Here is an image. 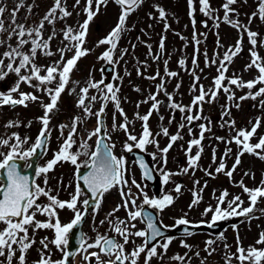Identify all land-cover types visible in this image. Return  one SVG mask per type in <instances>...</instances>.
Segmentation results:
<instances>
[{
    "label": "snow or ice",
    "instance_id": "obj_1",
    "mask_svg": "<svg viewBox=\"0 0 264 264\" xmlns=\"http://www.w3.org/2000/svg\"><path fill=\"white\" fill-rule=\"evenodd\" d=\"M114 2L121 8L118 22L107 36L100 39L97 43V47L101 45L109 46L101 56L98 57V59L106 61L109 64H116L119 62L114 59V52L118 48V43L123 33L130 30L127 27V19L144 3V0H114ZM80 3L81 0H75L73 7L78 6ZM107 3L108 0H86L83 9L86 18L82 23H79L76 28L67 25L60 30L63 35V40L61 41L63 46L57 48L55 52L51 50V41L55 39L57 35L55 24L57 21H63L65 18L72 15V12L65 6V0H53V6L45 13L39 22L34 25L17 23V15L19 11L25 7L24 0H18L10 12H8L6 6H0V37L7 34L6 38H0V47L7 46V50L0 54V81L5 80L10 74H15L17 77L14 85L10 89L7 91H0V108L5 106H23L26 108L29 102H33L39 103L43 109V115L37 118L42 127L40 128L34 143L29 145L30 137H22L17 132H13L10 135L0 136V148L7 149V151H0V169L6 170V178L0 181V223L5 225L0 229V257H5L7 264H13V258L16 256L17 251L19 252V264H26V254L36 242L34 235H29L30 228L33 233L40 229H51L54 231V238L51 241H48L47 237L41 239L40 244L44 251L41 252L40 259L36 264H69V258L75 257L78 254L77 252L66 250L69 245V235L73 234V229L81 224L82 220L87 215V208L90 205V201L93 214H95L99 210L105 194L114 188L119 190L122 203L117 204L116 207L107 214L105 219L100 221L101 225L107 223L109 231L114 233V235L110 236L108 232H105L104 234L97 232L94 241L89 243L88 238L84 234H81L79 237V248L85 264H91L93 258L95 264H138L142 254H144L143 264H150V261L153 258H162V255L166 254L172 238H165L163 243L153 242L157 241L158 238L164 237V233L161 229L169 226L163 225L162 222L160 226H158L154 222L155 218L152 213L144 210V205L162 212L174 202V197L171 194H165L160 198H150L141 188V184L137 183L135 179L131 180V185L135 186L138 190V194L132 192V188L129 186V181L125 178V173L127 171L125 167L126 161L123 157H117L114 154L113 149L115 148V143L111 142V136L101 120L105 105L108 101L114 103L121 117H123V122L117 124L115 122V115L113 116L112 131L123 130L127 135V141L133 142L128 143L126 141L124 144L125 149L128 152H131L134 146L135 148L143 150L146 145L154 144L161 153L162 166H166L167 153L173 147L175 142L183 139L181 130L186 126L184 121L189 125L188 132L189 135H191L192 128L190 125L195 121L206 120L207 124H199V138H192L188 141L186 151V155L188 156V167L181 170L182 173L187 174L189 169L197 167L198 161L203 153L202 141L205 138V133L211 131V119L202 115L203 104L205 102H214L221 90L227 94V99L229 101H235L237 99L232 89L225 86L224 81L227 80L228 85L250 90L246 95L240 96L238 98L239 101L247 99L256 100L258 97H264V87H259L255 92L251 91L257 84H264V58H261L255 50L259 34L255 31H251L248 25L242 24L238 18L231 19V16L238 15L236 10L232 7L237 3V0H225L221 6L224 11L222 21L235 28L238 32L247 34L248 41L252 45L250 50L252 60L251 63L245 66V71L255 67L258 70L259 75L248 81H244L239 76L235 75H233L232 78L226 76L228 66L233 62V58L242 51L243 35L237 39L234 47L229 46L227 50L223 52L222 57L219 52H215L213 57L209 59L208 54L205 51V66L208 67L217 63L219 65L217 67L218 74L213 78V87L205 89L203 85H200L199 94L194 96L190 105L185 106L177 103L172 94L166 91L165 82L162 79L161 83L157 85L156 93L150 94L145 101L141 102H152L151 108L148 110L147 114L141 116L138 112L136 113V118L144 122L142 133L139 137L132 135L129 132L131 122L128 121L126 114L120 107V100L117 95L119 92L118 87L114 86L112 83L105 84L103 79L100 81H94L91 78V72L89 73V78L83 87H80V81L72 79V73L76 69L78 61L91 51L84 47L86 37L89 33L90 23L99 14L101 7L106 6ZM187 3L189 9L188 14L190 18H192L194 28L193 40L197 45L192 57V64L198 67L196 54L199 53L198 46L201 41L196 38L197 34L195 32L196 0H187ZM198 3L199 12L209 19H212L215 23V27L218 28L221 18L218 15H215L217 10L212 8L210 0H198ZM93 5H95V10H93ZM27 10L29 16L25 17L26 21L32 14L33 6L28 5ZM157 11L159 18L161 20H166V10L163 7L157 6ZM6 12H8L9 16L7 27L5 26L4 18ZM257 16L264 21V0H258L257 10L253 12L248 19L249 25ZM149 17L153 18L151 13L149 14ZM46 23L53 27L51 34L48 35L47 38H44ZM203 23L204 27L207 28V21H204ZM168 28L169 25L165 23V30ZM13 37L16 38L15 46L9 43ZM164 39V37L161 38L159 45L161 52H163L164 49ZM181 39H184V37H181ZM65 41H67V43H65ZM261 43L264 44V42ZM26 45H30V48L27 50H25ZM217 45L218 47H221L219 39H217ZM132 47L135 48V45ZM147 47L149 48V54H151V45H147ZM69 52H72L73 55H71L70 58H66V54ZM126 52L127 49L122 50L121 59ZM38 53L45 57H52L58 53L60 59L53 61L48 65H39L36 63ZM157 58H159V56ZM5 61H7V63ZM164 63L165 73L168 77H176L179 75L177 72L167 70L168 61H165ZM178 64L181 68H185V58L179 59ZM196 67L190 72L193 77V84L190 90L193 92L196 91L197 83L200 80V76L196 75ZM200 71L202 72L203 70L201 69ZM139 74L138 70V75ZM159 75L160 73L157 72L155 76L147 78L155 80ZM116 78L121 79L120 77ZM21 84L27 85L34 91H21ZM70 84H72L73 87L69 88ZM102 85L103 87H101ZM77 87H79V93H76ZM176 87L179 89L180 84H177ZM93 89L97 90L98 95H89L90 90ZM134 90L140 91L139 88ZM66 91L69 95H78L76 107L82 109L83 117L74 116L72 118L71 126L67 124L59 126L63 142L60 144L59 150L53 154L51 160H48L46 164L42 166H36L35 175L37 177L43 176L44 185L47 186L48 173L53 171L57 164L61 162H70L72 165L76 166L77 179L83 181L84 186H86L88 192L91 194L90 199L82 200V205L85 208L84 212L78 208V204L81 203V197L84 195L80 183L76 184L75 192L71 194L69 200H60L58 195L51 194V189L42 187L34 180H30L28 175L21 174V171L19 170L21 166L18 164V161H24L26 162L25 166L31 168L33 165L27 162L37 155L38 150H40V154L47 151L49 138L51 136V129L49 126L52 118L58 114L59 102L62 94ZM37 93H39V95ZM160 93H164L167 97L168 107L170 109L180 113H187L182 117V122L178 125V130L175 134L170 135L167 127H161L160 131L155 134V136L162 134L169 138V143L163 148H159V144L154 138V134L148 127V121L151 115L153 112H159L160 105L164 103L157 99V96ZM13 94L16 95L14 96ZM43 96L48 97L47 103L42 99ZM98 98L104 103L99 111L93 112L92 105L98 100ZM259 103L260 107L264 108V99H261ZM232 106L233 105H226L223 107L222 118L229 117V119L224 120L221 127L235 128L236 121L231 119ZM234 106L238 109L240 104L235 103ZM138 107L139 103L137 104V108ZM194 108L199 109V111L194 113ZM92 115H95L97 118V126L94 130L87 133L86 138H80L78 149L73 151L74 145H77L76 137L79 136L78 126L83 123L85 118L91 117ZM173 119H175L174 116L168 121V123L171 124ZM160 120L163 121L164 117L161 116ZM31 124L32 121L27 122L28 127H31ZM20 126L21 124L18 120H9L4 125L6 128ZM260 126L261 118L257 117L250 130L236 129V135L226 141V143H235L237 145L238 151L235 155L234 163L230 169L225 171L227 168L225 158L232 152L230 147L226 148L224 155L220 158V162L215 169L216 173H224L231 178L233 173L241 165V158L246 153L255 155L257 158L264 160V136H260L258 142L255 144L250 142ZM65 129H68L66 137L64 136ZM102 130L103 135H101ZM93 137H97L96 147L95 150H90L91 145L89 144V141ZM216 139L224 141L223 137H216ZM26 145L29 146L25 148ZM193 147H196L197 149L195 155L191 154ZM81 156L87 157V160L83 162V165L78 163ZM155 158V154H153V159ZM213 162H216L215 148H213ZM82 166L90 169L84 175H80L79 173V169ZM139 167L143 170L142 175L144 179H153L152 173L154 169L150 168L148 164L144 162L143 158H140L139 160ZM160 171L164 183H168L170 177L175 174L164 171L163 167ZM206 175H211V173L206 172ZM244 175L252 176L254 179L253 173L245 172ZM194 184H199V181H194ZM181 187L182 185L177 184L175 192L179 193ZM239 187L242 189L243 193L248 196L247 207L243 206L245 201L241 199L240 195H236L232 197L231 200H228L229 192L224 190L218 197H216L217 203L215 207L213 208L210 205L204 211L203 215L212 213L211 221H201L200 223H207V226L212 228L217 222L232 217H241L249 221L258 218L252 215L257 210L260 211L261 214H264V208L258 207L261 200L264 199V179H262L260 185L255 188L247 187L243 180H241L239 182ZM202 192V188L199 189V191L193 190V200L189 205V208L200 203ZM141 195L143 196V201L142 204H138L137 201ZM41 197H47L48 203L46 205L38 203ZM224 205L227 206L224 207ZM65 208L71 210L74 213V216L70 222L62 224L58 217L57 209L63 210ZM121 208L126 210V219H120L116 216V213H118ZM37 214L44 215L48 219L43 222L38 221L35 219ZM138 220L146 221V227L144 229L133 231V229H136V223L134 222ZM189 224L190 221L186 218L185 214L184 217L175 221L173 227ZM196 226L198 227L199 225ZM237 227V225H233L234 229ZM184 233L186 235L192 234L187 227L184 228ZM133 236L143 238V242L136 245L130 252L126 251V245L132 242L130 237ZM117 237L121 238L123 242H120ZM217 239L223 240V233H220L217 236ZM49 243L62 252L61 259H51ZM214 243L215 240H207L206 245L208 247H206L205 251H209V248H211V245ZM150 244L151 246L149 247ZM256 244L264 245V232L260 233ZM182 247L190 249V246L183 242ZM158 248L162 249L163 253L158 252ZM225 248H228L227 244H225ZM90 249H98V251H89ZM214 251L215 249H211L209 255ZM44 252H47L48 255L46 256ZM186 255L187 254L181 256L176 254L171 259L183 262L185 261ZM196 255L199 256V252H197ZM104 257H107V259H104ZM233 257H235L240 264H264V247L258 248L256 246H249L245 249L241 246L240 238L237 234V251L232 255H226V264H231ZM201 264H204V262L202 261Z\"/></svg>",
    "mask_w": 264,
    "mask_h": 264
},
{
    "label": "rangeland",
    "instance_id": "obj_2",
    "mask_svg": "<svg viewBox=\"0 0 264 264\" xmlns=\"http://www.w3.org/2000/svg\"><path fill=\"white\" fill-rule=\"evenodd\" d=\"M2 6H6L8 9V12L12 10L14 7L15 3L18 2V0H0ZM225 2V0H210V4L213 9H216L217 12L215 15L219 14L223 17L224 16V11L222 9V4ZM75 3V0H65V6L69 11L72 12V15L70 17L65 18L63 21H58L55 24V28L57 30V35L56 38L51 41V50L53 52L56 51L57 48L62 47L63 45L61 44V41L63 40V35L62 32L60 31L63 29L65 26L70 25L73 28H76L78 26L80 18L78 16L83 15V8L82 5L79 4L76 7H73ZM25 7L22 8L18 15H17V23H27L29 25H34L39 22V20L45 15V13L53 6V2L51 0H24ZM32 5L33 6V11L30 16V18L26 21L25 17L29 16L27 6ZM257 5H258V0H237V3L233 5L232 7H238V11H242L241 14H245L246 16L252 15L253 12L257 10ZM108 8L111 6V2L109 1L107 3ZM157 6L163 7L166 12H167V17L166 20H161L159 18V14L157 11ZM196 12H195V19L197 17V14L199 13V3L198 0H196ZM8 12L5 13V26L7 27L8 22H9V16ZM103 12L104 10H101L99 13L100 15L96 16V19L98 23L101 25H104L106 29L109 27H113L114 23L116 22V16L114 18L104 16L103 17ZM118 9L115 11H110L108 14H117ZM189 9H188V3L187 0H144V3L136 10L134 11L127 19V26H135L133 28L136 29L134 32H125V38L128 39L127 41L123 40V45L120 44V40L118 43V48L114 52V59L118 60L119 62L116 63L115 65L117 66V71L121 72L120 67L123 65L122 61L126 59L127 65H129V61L132 59L138 60L139 64L144 61L145 64L152 65L150 69L142 68L140 71V76L139 78V89L140 91L135 92H128V88L124 87V81L122 88L121 87V79L115 78L112 81V84L116 87L119 88V92L117 93L119 100H120V107L123 109L124 113L127 116L128 121H130V126H129V132L132 135H136L137 137L140 136L143 130V121L139 120L136 118V113L138 112L141 116L144 114H147L148 111H144L145 107L151 104L149 101L147 103H141L142 101H145L148 98V94H154L155 91V83L154 82H160V79L157 77L155 80L148 79L147 77H151L155 75V70H156V65H157V59L155 58L156 51L158 48V44L161 40L162 37H164V58H168L172 67L175 68L174 70L178 69V60L180 58H185L186 60V65L188 66L186 69H184L185 75H181L179 77L176 76L172 80H170L171 84V90L172 92L176 95L174 97L175 101L177 103H180L182 105H190L193 99H190L191 94L193 93V96H196V93L199 92V86L203 85L205 89H209L213 87V78L217 76V67L219 66L218 63L215 65H210L208 67L205 66V51L208 54L209 59H211L214 55L215 52H219L220 56L222 57L223 52L227 50L229 46H235L236 44V39L235 36H239V32L237 31L235 35L230 33L232 27L227 25L226 23H222L221 27L218 30H214L215 26L214 24H208L210 28L206 29L205 33H201L203 35L201 36V43L199 45H203L202 49L200 50V61L198 63V67H196V73L200 76L199 82L203 81L202 83H197L196 86V91H191V87L193 84V77L190 74L191 70L193 69V64H192V57L195 53V49L197 45L195 44L193 40V31L191 30L189 22L192 21V18H190L189 14ZM120 13V12H119ZM151 13V16L153 18L149 17V14ZM237 13V10H236ZM59 14V13H58ZM78 18V19H77ZM95 19V20H96ZM208 20V17H206ZM76 20H78V23H75ZM95 20L92 22L91 28L89 27V33L87 35V41L84 44V47L86 49L91 50L89 54L86 56L82 57L77 64L76 69L72 73V79L73 80H78L80 81V87H83L85 85V82L89 78V73L91 72V75L93 76V79L95 78L94 81H100L103 77L101 73V67L104 64L103 60L98 59V57L101 56V54L106 50L108 45H101L97 47L96 42H98L101 39L103 32H98L97 33V28L93 24H97ZM108 22L107 24L103 23V21ZM260 18L257 16L252 20L253 23L258 24L256 25L255 32H257L259 35L257 37V46L255 48L256 52L261 58H264V44L261 42H264V21L261 20L260 24ZM153 23V25H151ZM165 23L169 25V28L165 30ZM52 25H48L47 23L45 24V29H44V38H47L48 35L51 34L52 32ZM201 27V23L195 24V32L198 34V29ZM139 28V30H137ZM145 28V29H144ZM149 30V31H148ZM233 30V29H232ZM219 31L220 35H222L223 40L220 41L221 47H218L217 45V34ZM228 31V37H225L226 32ZM138 32V33H137ZM137 33V34H136ZM7 34H4L0 38H6ZM196 36L197 39L200 40ZM181 37H184V39H181ZM244 38V37H243ZM144 39L148 40L147 45H151V54H149V48L147 45L145 46V53L143 57H146L145 59L141 60L139 56H136V51L138 49V45L135 43L141 44V47L144 46L145 41ZM245 39V38H244ZM246 40V39H245ZM92 41V42H91ZM248 42V39L246 40V43ZM67 43V41H65ZM134 43V44H132ZM190 46H189V44ZM135 45V48L132 46ZM191 47L193 48V51L191 52ZM249 47L252 48V45L249 44ZM248 45L244 44L242 42V51L233 58V62L229 65L230 69H228V72L226 73V76L228 78H232L233 75L239 76L242 80L248 81L256 78L259 73L258 70L255 67H252L245 71V66L251 63L252 57L250 55V50H249ZM30 45L25 46V50L29 49ZM173 48V50H170ZM127 49V52L123 55V58L121 59L119 56V51L120 50ZM5 50H7V46L0 47V54H2ZM130 54V55H129ZM172 55L170 57L169 55ZM71 55H73L72 52H69L66 54V58H70ZM197 55V54H196ZM130 56V58H129ZM136 56V57H135ZM170 57V58H169ZM151 58V61H150ZM60 56L57 53L56 55L52 57H45L42 54L38 53L36 63L39 65H48L52 63L53 61L59 60ZM164 59V60H165ZM7 63V61H5ZM202 68V72L200 71V65ZM98 69V72H97ZM183 70V69H182ZM154 71V72H153ZM144 72L147 74L145 75ZM201 72V73H200ZM23 74V73H22ZM120 77V75L118 76ZM10 80L13 81V84L15 83L17 77L15 74H10L9 77ZM226 81V82H225ZM224 81L225 86H228L232 89V91L235 93L236 100L235 101H229L227 99V94H225L222 90L219 92V95L217 99L212 102V103H207L205 102L203 104V111L202 115L204 117H208L211 119V134L215 132V130H219L223 133H228L229 132V127H221V124L225 119H222V122L220 125L216 124L215 120L212 119V114L215 112H220L223 111V107L226 105H233L231 107V119L236 121L235 128L236 129H244L245 125L248 122H251V117L255 118L257 117V114H261V126L257 130L258 136H264V108L260 107V100L264 99V97H258L256 100L252 99H247L244 101H239L240 96L246 95L250 90L247 88H237L236 86L228 85L227 80ZM126 83V81H125ZM177 84H180L179 89H177ZM149 85V89H147V86ZM73 87L72 84L69 85V88ZM103 87V85L101 86ZM261 87V84H257L255 88H253L251 91L255 92ZM262 87H264V84H262ZM21 88L23 90L27 91H34L32 88L28 87L25 84H21ZM151 90V91H150ZM76 93H79V87L76 88ZM148 93V94H147ZM39 95V93H37ZM89 95H98L97 90H90ZM164 99H159L163 101L164 103L160 105L161 109L159 112H153L151 115L149 121H148V127L150 131L155 135L157 130L161 127L156 126L154 123L156 122H162L163 125L168 124V121L166 119L169 118V114L165 115L166 110H171L168 107V100L167 97L164 94L158 95ZM42 99L44 100L45 103L48 102V97L43 96ZM78 100V95L73 94L69 95L68 92L66 91L65 93L62 94L61 100L59 102V112L60 116H54L51 120L50 125L54 127V140H55V145L60 146V144L63 142L61 138V132L59 126L62 124H67L71 126L72 123V118L74 116H82L83 117V111L82 109L76 107ZM101 102L98 98V100L92 105L93 107V112L99 111L101 107ZM87 103V101H86ZM139 103V107L137 108V104ZM239 103L240 107L237 109L234 104ZM143 105V106H142ZM198 111L196 108L193 109V112L195 113ZM173 112V111H172ZM180 113V112H179ZM106 114H107V120L109 124V129L108 133L111 136V142L115 143V151L118 157H123L126 161V173H125V178L129 181V186L132 188L133 193L138 194V190L135 188V186L131 185V180L135 179L137 183L141 184V188L143 189L144 192L148 194L150 197V192L146 186H144L138 176V171L135 166V164L130 160V158L127 157V150L124 147L125 142L127 141V135L123 130H118L113 132L112 131V125H113V116L115 115V122L117 124L123 122V117H121L119 111L116 109L115 105L113 102L110 101V105L106 109ZM187 113H180L178 117V122L182 121V117L186 115ZM39 115H43V109L41 108L39 103H33L29 102L28 106L25 108L23 106H6L0 110V136H5V135H10L13 132H19V127H14V128H6L4 125L7 123L9 120H18L20 124L23 122H28L32 121L31 127H28V130L24 128L23 132L30 136L32 133L31 139L29 140L30 142L33 140L34 136L36 133H38V128L40 125L38 121ZM163 116L164 120L161 121L160 117ZM54 119L57 122H54ZM229 117H226V120H228ZM186 121H184L185 123ZM200 123H205L207 124L206 120H199ZM97 126V118L95 115H92L91 117H87L84 119L83 123L78 126V133L79 136L76 137L77 139V145H74L73 151L78 149V145L80 142V138H86L87 133L91 132L94 130V128ZM187 130V126L185 128ZM234 130V128H232ZM67 131L68 129L64 130V136H67ZM193 134H198L197 131H195ZM236 135V133H235ZM189 133L187 130V133L183 136V139L178 140L176 147L172 149V151L169 150L171 153V161L174 164L175 169H179L180 165H178V156L181 155L179 151H176L180 149L184 145V141L187 137H189ZM96 137H93L90 141L89 144L91 145V149L93 150V147L96 142ZM156 141L159 144V148L164 147V140L165 139L161 135H158L155 137ZM128 143H133L131 141H127ZM153 147L156 148L157 151L159 149L153 144ZM175 151V152H174ZM160 152V151H159ZM232 154V153H231ZM176 155V156H175ZM219 156V155H218ZM213 146L208 147V149L205 151V157H204V162H199L198 168L194 169H189V172L187 173V176L185 178L186 183V188L190 187V191L196 190L199 191V189H203L202 192V199L200 200V203L193 206V210H189L188 205L192 203L193 200V194L190 193L189 190L186 189L187 191V196H184L182 194H175L174 197V202L166 207L161 213V219L164 224L171 225L175 223V221L181 217H184L186 214V217L188 216V219L190 218H200L203 217L204 219H211L212 213H208L207 215H203L204 211L207 207L210 205L214 208L217 199L220 195V193L224 190H227L229 192V197L228 200H231L232 197L236 195H240L241 199L245 201L244 207L248 206V200L245 197V194L243 193L242 189L239 187V182L241 181V178H243L244 184L249 187V188H255L260 185V182L262 179H264V163L260 164L257 167V162L253 159V170L252 169V164L250 165V162L247 160L246 156L243 155L241 159H244V162L241 163V165L238 167V171L236 172V177L235 179L229 180V177L225 175L224 173H218L217 176L211 177L212 180L207 183L204 182L203 177L206 176V172H211L212 170L209 169V165L207 162H211L213 165ZM85 160H87V157L81 156L78 160V163H83ZM183 160V159H182ZM245 161L247 163V167H250V170L245 167ZM184 168L188 167V161L184 162L183 161ZM225 163L227 165V168L225 171L231 168L232 164L234 162L230 161L229 158H225ZM60 164V163H59ZM74 169L75 166L72 165L70 162H64L63 167H58L56 168V174H53L51 176L50 184L54 190H56V193L58 194L59 198L61 197L62 191H66L68 188L67 184V179L69 180V188H72L73 184L70 179L73 178L74 174ZM174 169V173H177ZM247 169V171L245 170ZM198 171L194 175H192V172ZM249 172L254 174V179L252 176H245L244 173ZM64 173L63 177H66L65 180L66 182H62L61 180L56 178L57 174H62ZM235 173V172H234ZM233 173V176H234ZM215 173H213L214 175ZM202 175V177H200ZM43 177V176H42ZM44 178V177H43ZM40 181L44 184V179H40ZM194 181H199V184H194ZM206 185V187H205ZM175 188V186H172ZM175 192V189L173 190ZM167 193H170L167 191ZM215 193V194H214ZM66 195V194H65ZM84 199V195L81 197V203L78 204V208L82 211L83 210V205H82V200ZM143 201V196L141 195L138 199V204ZM187 201V202H186ZM122 203L121 197L119 194V190L114 188L110 192L105 194L104 200L102 202V205L100 206L99 210L93 214L90 213L85 230H86V235L88 238V242L91 243L94 241V238L99 232L100 234H104L105 232H108L109 235H112L111 231H109V226L107 223L104 225L100 224L101 220H104L107 214L116 207L117 204ZM227 205H224L226 207ZM259 208H264V199L261 200V202L258 205ZM188 208V209H187ZM254 218L251 219L250 221L243 218L242 222L237 223L236 225L238 226L236 229L233 228L232 224L228 228L223 229L220 232L217 233H212V232H198L194 233L195 235L192 237L186 238V244L190 246L189 248L182 247V245L178 241L171 240V243L169 245V248L166 252V254L162 255V258L160 257H155L150 261V264H201L203 261L204 264H226V255H232L236 253L237 251V234L239 235L240 238V244L243 246L245 249H247L249 246H256L258 248L264 247V245H257L256 241L259 239V235L261 232H264V214H261L260 211H255L252 214ZM72 214H68L65 216V219H60L61 223H68L70 220ZM116 216L119 217L120 219H126V210L121 208V210L116 213ZM233 218V217H232ZM136 229H143V224L141 220H138L136 222ZM223 233L224 239L220 240L217 239V236ZM29 235L33 236L36 238L37 236L35 233L32 232L31 229H29ZM46 236H48V239L51 240L54 238V231L50 230L47 232ZM120 242H123L121 238L118 237ZM215 240V243L211 245V248H209V251L211 249H215L214 252H212L211 255H209V251H205L206 247V241L207 240ZM130 242L128 245H126V251H131L136 245H139L143 242V238H138V237H130ZM162 241L161 243H163ZM225 244L228 245V248H225ZM38 247H40V244H38ZM98 251V249H90L89 251ZM34 250L31 249L27 252L26 254V264H35L31 254ZM42 252V248H40V253ZM158 252L163 253L162 249L158 248ZM199 252V256L196 255V253ZM61 254L60 250H57L56 255L54 256V260H59V256ZM176 254H179L181 256H185V261L180 262V261H175L171 259L173 256ZM18 256L19 253L16 254V256L13 258V264H19L18 262ZM79 263L80 264H85V262L82 259V254L79 255ZM143 256L144 254L141 255L140 260L138 261V264H143ZM52 259V257H51ZM2 263H6V259L2 261ZM231 264H240V262L233 257L231 260Z\"/></svg>",
    "mask_w": 264,
    "mask_h": 264
},
{
    "label": "water",
    "instance_id": "obj_3",
    "mask_svg": "<svg viewBox=\"0 0 264 264\" xmlns=\"http://www.w3.org/2000/svg\"><path fill=\"white\" fill-rule=\"evenodd\" d=\"M101 120H102L103 125H104V127H105V124H104V117H103V115H102V117H101ZM101 135H103V130H102ZM132 153H133L134 157L136 158V160H137L138 162H139L140 158H143L144 162L147 163L148 166H149L150 168L154 169L153 166H152V164H151L150 159L148 158V155L142 153V152H141L140 150H138V149H133V150H132ZM38 155H39V153H37L36 157H37ZM80 169H81V168H80ZM80 169H79V170H80ZM89 170H90V169L87 167V168L84 170V173H83V174L81 173V175L86 174ZM152 174H153V177H155V171H153ZM81 183H82V185L84 186L83 181H81ZM84 187H86V186H84ZM227 223H228V222H217L216 225H215L214 227H212V228H213L214 230H215V229H219L220 227L225 226ZM78 226H79V225H78ZM78 226H77L76 229L73 230V234L70 235V238H69V245H68V249H67V251H70V252H71V251H74V252H76L77 249H78V247H79V237L81 236L82 232L80 231V228H78ZM203 227H205V228H209L208 226H203ZM71 258H72V257L69 258V264H71V262H70Z\"/></svg>",
    "mask_w": 264,
    "mask_h": 264
},
{
    "label": "flooded vegetation",
    "instance_id": "obj_4",
    "mask_svg": "<svg viewBox=\"0 0 264 264\" xmlns=\"http://www.w3.org/2000/svg\"><path fill=\"white\" fill-rule=\"evenodd\" d=\"M2 86H3L6 90H8V89L11 88V86H10L8 83H6V82H5V84L2 83ZM0 181H1V180H0ZM0 224H2V223H0ZM2 225H3V224H2Z\"/></svg>",
    "mask_w": 264,
    "mask_h": 264
}]
</instances>
